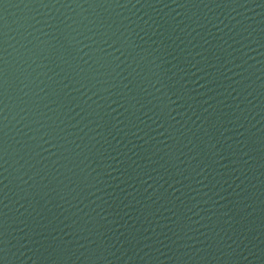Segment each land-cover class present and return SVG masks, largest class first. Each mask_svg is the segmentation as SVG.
Wrapping results in <instances>:
<instances>
[{
	"label": "water",
	"instance_id": "obj_1",
	"mask_svg": "<svg viewBox=\"0 0 264 264\" xmlns=\"http://www.w3.org/2000/svg\"><path fill=\"white\" fill-rule=\"evenodd\" d=\"M0 264H264V0H0Z\"/></svg>",
	"mask_w": 264,
	"mask_h": 264
}]
</instances>
